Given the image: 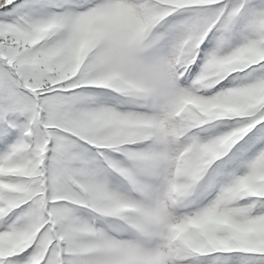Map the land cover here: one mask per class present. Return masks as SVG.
I'll list each match as a JSON object with an SVG mask.
<instances>
[{"label":"snow or ice","instance_id":"obj_1","mask_svg":"<svg viewBox=\"0 0 264 264\" xmlns=\"http://www.w3.org/2000/svg\"><path fill=\"white\" fill-rule=\"evenodd\" d=\"M0 264H264V0H0Z\"/></svg>","mask_w":264,"mask_h":264}]
</instances>
